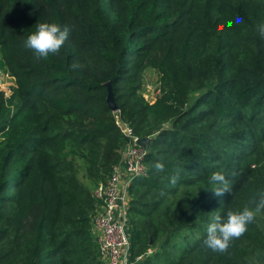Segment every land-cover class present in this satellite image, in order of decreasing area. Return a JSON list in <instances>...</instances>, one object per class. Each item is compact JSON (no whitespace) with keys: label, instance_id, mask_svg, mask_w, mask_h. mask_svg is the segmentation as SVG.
I'll return each instance as SVG.
<instances>
[{"label":"trees","instance_id":"trees-1","mask_svg":"<svg viewBox=\"0 0 264 264\" xmlns=\"http://www.w3.org/2000/svg\"><path fill=\"white\" fill-rule=\"evenodd\" d=\"M38 22L72 28L58 55L24 47ZM262 23L264 0H0V69L15 78L0 87V264H108L93 187L121 161L120 122L151 137L130 185L134 264H264V213L227 253L203 247L217 212L264 192ZM215 171L232 193L212 194Z\"/></svg>","mask_w":264,"mask_h":264},{"label":"built area","instance_id":"built-area-1","mask_svg":"<svg viewBox=\"0 0 264 264\" xmlns=\"http://www.w3.org/2000/svg\"><path fill=\"white\" fill-rule=\"evenodd\" d=\"M4 75L0 69V76ZM120 125L125 134L122 158L107 184L97 187L96 194L103 199V205L94 217V231L102 257L108 264H134L129 221L130 185L134 178L147 173L148 149L138 143L140 137L132 126L125 122Z\"/></svg>","mask_w":264,"mask_h":264},{"label":"clouds","instance_id":"clouds-1","mask_svg":"<svg viewBox=\"0 0 264 264\" xmlns=\"http://www.w3.org/2000/svg\"><path fill=\"white\" fill-rule=\"evenodd\" d=\"M71 31L72 28L69 25L61 27L57 23L38 22L35 25V31L24 41V47L31 50L37 59H47L50 55L59 54L68 41ZM258 32L261 37H264V23L258 25ZM70 67L72 70H78L83 65L74 62ZM153 168L157 172H163L165 164L157 161ZM179 179L180 169H176L170 177L171 185L175 186ZM209 182L212 185L210 191L215 197H223L226 193H232V184L223 171L211 173ZM250 205H246L242 210H228L223 216L217 212L207 226L203 247L214 253H227L232 242L242 237L256 217L264 213V192L258 193V198L254 197ZM249 264H252V261H249Z\"/></svg>","mask_w":264,"mask_h":264},{"label":"rangeland","instance_id":"rangeland-1","mask_svg":"<svg viewBox=\"0 0 264 264\" xmlns=\"http://www.w3.org/2000/svg\"><path fill=\"white\" fill-rule=\"evenodd\" d=\"M158 80L157 72L149 69L146 73L145 77V86H144V94L150 99L154 100L158 95V88L156 87ZM15 85V78L9 75L8 73L4 76H0V87L6 92L7 95L12 93V86ZM99 187V186H98ZM93 190L96 193V187H93Z\"/></svg>","mask_w":264,"mask_h":264},{"label":"water","instance_id":"water-1","mask_svg":"<svg viewBox=\"0 0 264 264\" xmlns=\"http://www.w3.org/2000/svg\"><path fill=\"white\" fill-rule=\"evenodd\" d=\"M107 86H108V95H107L108 104L113 110L116 111L118 110V104L115 101L114 94L112 91V86L110 82H107ZM150 141H151V137H140L138 139V143L143 146H147Z\"/></svg>","mask_w":264,"mask_h":264},{"label":"crops","instance_id":"crops-1","mask_svg":"<svg viewBox=\"0 0 264 264\" xmlns=\"http://www.w3.org/2000/svg\"><path fill=\"white\" fill-rule=\"evenodd\" d=\"M156 98V97H155ZM155 100V99H154ZM153 101V100H152Z\"/></svg>","mask_w":264,"mask_h":264}]
</instances>
